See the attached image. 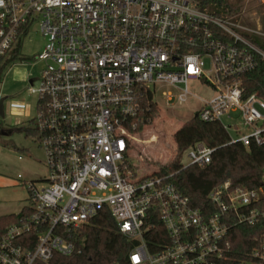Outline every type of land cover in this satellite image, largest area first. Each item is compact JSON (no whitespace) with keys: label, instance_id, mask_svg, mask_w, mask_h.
<instances>
[{"label":"built area","instance_id":"1","mask_svg":"<svg viewBox=\"0 0 264 264\" xmlns=\"http://www.w3.org/2000/svg\"><path fill=\"white\" fill-rule=\"evenodd\" d=\"M35 24L43 66L28 90L48 175L28 182L29 212L0 239V264L81 252L75 235L101 211L135 242L130 264H264V170L257 187L215 186L201 208L173 173L140 174L132 154L160 93L183 104L190 81L211 87L196 113L220 122L227 144L264 145V99L243 85L264 66L252 39L262 32L217 14L212 0H0V67ZM216 149L194 143L184 167L211 163ZM244 227L258 232L243 241ZM25 235L33 248L19 242Z\"/></svg>","mask_w":264,"mask_h":264},{"label":"rangeland","instance_id":"2","mask_svg":"<svg viewBox=\"0 0 264 264\" xmlns=\"http://www.w3.org/2000/svg\"><path fill=\"white\" fill-rule=\"evenodd\" d=\"M240 19L246 26L262 32L264 39V0H241ZM45 38L38 24L31 27L23 40L19 56L10 62L0 83V216L19 213L30 202L28 182L48 175L45 152L39 146L37 136L29 135L32 120L37 112V96L28 90L29 80L39 76L43 63L35 57L43 48ZM205 61V71L212 70L211 60ZM191 98L169 106L158 96L161 110L154 121L137 134L132 152L140 174L153 172L178 158L174 133L190 120L204 100L214 96L211 87L198 81H190ZM239 114L236 113L235 117ZM235 118L230 120L236 121ZM188 152L181 156L183 165L189 164Z\"/></svg>","mask_w":264,"mask_h":264},{"label":"trees","instance_id":"3","mask_svg":"<svg viewBox=\"0 0 264 264\" xmlns=\"http://www.w3.org/2000/svg\"><path fill=\"white\" fill-rule=\"evenodd\" d=\"M240 1L212 0L217 14L236 19L240 18ZM252 39L264 48V39L260 36ZM20 49L21 45L15 49L9 61L18 57ZM5 68V65L0 67V83ZM243 85L247 93H257L264 99V66L246 73L243 76ZM154 106V111L146 116V123L139 126L138 133L154 121L156 113L159 112L157 105ZM26 132L29 135L36 134L35 129L30 127ZM174 138L178 158L161 167L160 172L173 173L170 180L191 198L195 206L206 208L209 192L226 181H230L233 186L257 187L260 184L264 170V145L227 144L230 134L223 125L220 122L203 121L197 113L174 133ZM198 141L217 148L211 163L184 167L181 156ZM28 212V205H25L19 213L0 216V239L10 225L17 223ZM256 232L258 231L255 229L244 227L239 230L238 235L243 241H247L246 237ZM75 239L81 252L76 251L69 256L55 253L49 262L36 261L34 264H130L129 256L135 242L129 241L117 231L116 222L107 211H101L75 235ZM19 242L25 245L29 243L27 247L33 248L36 238L25 235Z\"/></svg>","mask_w":264,"mask_h":264},{"label":"water","instance_id":"4","mask_svg":"<svg viewBox=\"0 0 264 264\" xmlns=\"http://www.w3.org/2000/svg\"><path fill=\"white\" fill-rule=\"evenodd\" d=\"M2 113H3V104H0V114H2Z\"/></svg>","mask_w":264,"mask_h":264}]
</instances>
